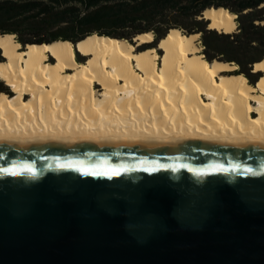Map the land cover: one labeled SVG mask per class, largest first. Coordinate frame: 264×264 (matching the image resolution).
<instances>
[{
  "label": "water",
  "instance_id": "obj_1",
  "mask_svg": "<svg viewBox=\"0 0 264 264\" xmlns=\"http://www.w3.org/2000/svg\"><path fill=\"white\" fill-rule=\"evenodd\" d=\"M0 264H264V138H0Z\"/></svg>",
  "mask_w": 264,
  "mask_h": 264
},
{
  "label": "bare ground",
  "instance_id": "obj_2",
  "mask_svg": "<svg viewBox=\"0 0 264 264\" xmlns=\"http://www.w3.org/2000/svg\"><path fill=\"white\" fill-rule=\"evenodd\" d=\"M203 18L219 33L237 27L223 8ZM198 37L171 29L156 48L139 51L152 33L136 36V46L92 35L76 46L21 48L14 36H0V82L11 92H0V138H264V57L253 64L262 75L250 85L234 63L207 62Z\"/></svg>",
  "mask_w": 264,
  "mask_h": 264
},
{
  "label": "trees",
  "instance_id": "obj_3",
  "mask_svg": "<svg viewBox=\"0 0 264 264\" xmlns=\"http://www.w3.org/2000/svg\"><path fill=\"white\" fill-rule=\"evenodd\" d=\"M264 0H0V35L26 45L57 41L75 44L97 35L134 45L136 36L152 33L153 41L138 50L156 48L171 29L199 34L207 62L235 63L236 75L254 85L262 73L252 66L264 57ZM223 8L236 15V30L209 29L202 11ZM158 54H161L157 50ZM78 64L85 58L74 51ZM4 59L0 54V62ZM0 92L8 88L0 82Z\"/></svg>",
  "mask_w": 264,
  "mask_h": 264
},
{
  "label": "snow or ice",
  "instance_id": "obj_4",
  "mask_svg": "<svg viewBox=\"0 0 264 264\" xmlns=\"http://www.w3.org/2000/svg\"><path fill=\"white\" fill-rule=\"evenodd\" d=\"M24 167H25L26 170L29 171L32 175H35V172L32 170L31 166H27V165H25ZM80 168H81V169L84 168L83 164L80 165ZM217 170H218V171H225V169H224L222 166H217ZM233 170H234V169H233ZM107 171L110 172L111 175H118V174H119L118 172H116V171H114V170H111V169H109V170H107ZM93 173H95V174H100L99 172H96L95 169H92V170H84L82 174L88 175V174H93ZM12 174H19V173H12Z\"/></svg>",
  "mask_w": 264,
  "mask_h": 264
},
{
  "label": "rangeland",
  "instance_id": "obj_5",
  "mask_svg": "<svg viewBox=\"0 0 264 264\" xmlns=\"http://www.w3.org/2000/svg\"><path fill=\"white\" fill-rule=\"evenodd\" d=\"M196 44L197 46L199 47L200 49V53H201V50H202V46H201V42H200V36L198 37L197 41H196ZM134 46H136V44L134 43ZM160 55V54H159ZM82 62H85L84 60ZM235 64V63H234ZM236 65V64H235ZM237 70H238V66H237ZM8 93L11 94V92L9 91L8 89Z\"/></svg>",
  "mask_w": 264,
  "mask_h": 264
}]
</instances>
